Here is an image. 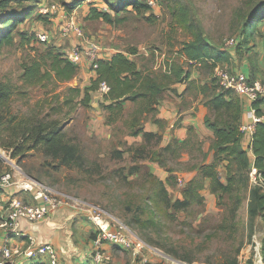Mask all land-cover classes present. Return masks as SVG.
I'll return each instance as SVG.
<instances>
[{"label":"rangeland","instance_id":"374dc122","mask_svg":"<svg viewBox=\"0 0 264 264\" xmlns=\"http://www.w3.org/2000/svg\"><path fill=\"white\" fill-rule=\"evenodd\" d=\"M107 1L86 0L71 9L73 0H11L0 10L22 17L10 31L11 38L0 44V81L15 86L13 110L58 119L66 140L78 145L83 154V164L70 166L61 164L42 148L14 158L0 145V181L11 172L13 185L21 191L27 192L26 186L34 185V193L41 185L69 202L63 206L76 212L75 217L85 219L84 228L88 225L93 229L86 236L81 233L84 244H90V264L94 237L100 229L98 220L89 213L93 208L94 214L100 211L101 217L110 222L109 228L122 221L155 249L151 248L152 252L147 246L104 241L102 248L110 254V264H119L115 253L120 254V247L126 249H122L124 262L120 264H242L250 257L255 264H264V223L260 215L250 218L249 190L243 193V200L242 188L219 197L211 188V178L201 176L202 165L214 161V134L196 125L187 126L182 134L179 129L183 111L206 105L211 84L220 85L218 67L239 73L255 41L264 50V19L254 23L253 35L242 34L260 0H156L155 6L140 0L143 4L139 8L129 4L119 11ZM53 4H58L57 11L42 12L43 6L50 8ZM94 8L111 12L114 21L96 16ZM71 18L83 27L84 37L62 36V26ZM196 29H201L212 44L231 50L229 59L217 65L212 60L187 62L182 48L195 37ZM45 31L51 33L49 41L38 36ZM230 40L234 43L230 44ZM75 45L94 47L98 57L123 50L137 62L142 74L140 83L153 79L167 87L157 96L126 100L123 113L108 122L110 109L105 90H91L87 103L80 101L94 78L85 58L77 63L78 73L70 80L51 77L37 84L24 81V63L32 59L45 63L49 46L67 55ZM174 61L191 68L192 80L175 82L169 76V66ZM214 78L217 81L212 82ZM204 84L209 87L206 93L202 90ZM73 87L82 92L71 91ZM164 105L173 110L169 118L160 116ZM207 114L212 115L213 110ZM146 131L155 134L146 136ZM218 170L224 178L225 167L219 165ZM192 179L203 181L198 190L201 196L193 197L188 205L174 206L175 201L187 199L185 189ZM249 185L253 186L250 179ZM5 194L0 185V247L8 242L3 237L22 239L20 245L10 242L14 255L9 259L0 254V263L15 264L18 258L29 257L25 252L30 240L1 223L8 217L11 199L35 202L30 193L11 198ZM58 209L50 211L44 220ZM75 230L79 235L82 232V228ZM79 235L74 238L78 245ZM106 243L115 245L114 250L107 249ZM128 253L133 260L127 259ZM144 257L147 260L143 261Z\"/></svg>","mask_w":264,"mask_h":264},{"label":"trees","instance_id":"16d2710c","mask_svg":"<svg viewBox=\"0 0 264 264\" xmlns=\"http://www.w3.org/2000/svg\"><path fill=\"white\" fill-rule=\"evenodd\" d=\"M10 1L0 0V10L4 9ZM85 1L73 0L69 7L75 8ZM107 2L117 11L129 4L135 8H139L143 4L140 0H108ZM147 5L151 6L149 3ZM93 12L96 16L104 17L107 21H114L113 15L109 11H99L94 8ZM21 18L12 12L0 13V20L3 22V28L0 30V44L3 40L11 38L10 31ZM263 19L264 0H260L249 16L242 34L244 36L253 35L254 29H256L254 23ZM194 36L192 40L186 41L182 48V54L190 64L195 61L212 60L213 65H217L219 62L229 59L232 51L212 44L201 29H196ZM135 52L136 49H133L132 53ZM46 57L45 63L39 59H32L30 62L24 63L22 76L26 83L37 84L51 77L66 81L78 73V64L72 62L64 50L61 52L58 47L49 46L46 50ZM141 76L137 62L123 50L115 51L109 57H100L92 84L85 88V97L80 101L87 103L90 91H96L100 87V83L106 81L109 89L104 93V98L109 101L106 105L110 109L108 122H114L116 116L123 113L126 100L136 101L150 94L157 96L167 87L153 79L140 83ZM169 76H172L175 82H187L192 80L191 68L174 61L169 66ZM215 81H217L216 78L212 79V82ZM211 86H213L212 93L207 95L205 104L213 110V114L205 116V125L211 128L214 133L212 144L214 161L202 165L201 176L211 178V188L218 193L219 197L223 196L225 192L233 194L234 191H240L242 188L243 200V193L249 190L250 218L260 215L264 222V190L260 186L249 185L252 166L257 167L264 174V122H258L251 138H248L241 128L244 117L242 97L236 95L233 89L224 88L219 84H211ZM208 88V85L204 84L203 92L206 93ZM71 91L80 93L82 89L73 87ZM14 92L13 84L0 81V145L11 152L14 158H20L34 149L42 148L55 159H59L63 165L80 166L83 164V154L80 152L79 146L66 140L64 128L58 119L38 117L33 114H19L13 110L11 100ZM262 102H264V97L253 101V105L260 114L263 113L259 106ZM154 134L151 131L145 132L146 136ZM219 165H223L226 169L224 178L219 174ZM159 184L163 183L159 182ZM202 187L201 179L200 181L192 179L185 189L187 199L175 201L173 205L179 207L190 204L193 197L201 196L198 190ZM240 199L241 197L237 201L239 202ZM262 251L264 256V237ZM31 258H34L31 264H48L42 257ZM5 264H10V262ZM242 264H255V262L253 257H250Z\"/></svg>","mask_w":264,"mask_h":264},{"label":"built area","instance_id":"2783aa9c","mask_svg":"<svg viewBox=\"0 0 264 264\" xmlns=\"http://www.w3.org/2000/svg\"><path fill=\"white\" fill-rule=\"evenodd\" d=\"M147 2L152 6L156 5V0H147ZM57 7L58 4H53L50 8L49 6H43L42 12L48 13L50 11H57ZM61 34L62 36L75 35L77 37H84L85 31L78 21H76L74 18H71L62 26ZM38 36L42 41H49L51 39V33L46 31L38 33ZM229 43L233 44L234 41L230 40ZM93 48L75 45L71 51H68L67 56L74 63L80 62L82 58L89 60L91 70L95 74V68L98 66V59L100 56L98 57L96 55V51ZM217 71L218 82L224 88L233 89L241 96H244L245 98H248L252 101H256L264 97L263 79H250L245 73H234L229 69L222 67H218ZM100 88L107 91L109 89V85L106 81H102L100 83ZM250 115L252 116V122L242 124V131L246 133L248 138H251L256 124L260 121L264 122V113H258V110L255 106L251 110ZM12 178L13 174L11 172L5 173L0 181L2 188L6 189L12 186L14 184ZM250 180L253 185L260 186L264 190V174L261 173L255 166H252L250 170ZM37 186L39 189L34 192V197L38 200L42 199V202L29 204L23 203L16 197L11 199V202L9 203L11 207H8V217L6 220L4 219L5 221L1 223V226L10 228L17 235L22 234L23 236L28 237L30 244L25 253L29 257H42L47 261L48 264H60V257L55 244L52 241H42L38 243L34 236L25 233L22 224L24 221L30 224H33L37 221H42L48 216L50 211L66 205L69 202H66L63 197H55L51 189L45 188L41 185ZM26 189L34 191V185H31L30 187L26 186ZM93 209H90L89 213H93V218L98 220L100 227L97 236L94 238V249L92 250L91 255V261L94 264H110V254H107V252L102 248L104 241H112L114 244L120 246H137L138 248H144L147 246V249L150 251L154 249L150 244L137 236L134 231L122 221L119 222L114 228H109L110 222H106L101 217L100 211L97 214H94ZM138 250L135 252H138ZM0 254L4 258L10 259L13 257L14 248L9 241L0 247ZM145 260H147V257L143 258V261Z\"/></svg>","mask_w":264,"mask_h":264},{"label":"crops","instance_id":"0c3cea01","mask_svg":"<svg viewBox=\"0 0 264 264\" xmlns=\"http://www.w3.org/2000/svg\"><path fill=\"white\" fill-rule=\"evenodd\" d=\"M253 45V49L245 55L240 71L242 73H245L250 79H264V50L262 51V48L260 49L261 44H259L258 41H255ZM112 53L113 51L102 56L109 57ZM129 56L131 57V55ZM246 68L249 73L246 72ZM241 97L244 103L243 124L251 123L252 116L250 115V112L254 107L253 101L245 98L244 96ZM259 106L264 113V102H262ZM165 107L166 105L161 108L160 116L169 118L173 110L172 108ZM210 111L211 109L204 104H202L198 110L194 108L185 109L183 111L185 116L181 121L182 126L179 128L180 133L182 134L183 132H186L187 126L196 125L200 128L204 127V129L207 130L208 134H214L213 131L209 130L204 124L205 116ZM4 190L6 193L5 195H8L9 198H11L13 195H28L29 193L34 197V193L32 191L28 189H26L28 190L27 192L21 191L18 185H12L11 187ZM34 202H42V199L38 200L34 197ZM75 216L76 212L71 211L67 206H62L57 210L55 214L50 215V217L46 220H42L32 225H29L24 221L22 225L25 233L34 236L37 239L38 243L42 241H52L55 244L60 257V264H85L86 262L90 264V256H88L89 254H87L88 249L90 248V244H84L85 241L83 240L84 238L81 237V233L83 234V236H86L93 229L88 225H86V227L84 228V222H86L85 219L81 216ZM260 218L263 221V218L261 216ZM76 227L77 229L82 228V232L80 231V235L79 232H76ZM77 235H79V245L76 244V239H74L75 237H77ZM3 239L13 244L20 245L19 240H21L22 238L15 237L14 239H11V237L7 236L6 238L3 237L2 240ZM23 242L25 243L27 242V240H23L22 243ZM105 245L107 249L110 248L114 250L115 245H111L109 243H106ZM120 249L121 250L119 255L118 253H115L117 254L115 255V260L119 264L124 262L121 252L123 250H126L124 249V247H120ZM128 254L129 255L127 256V259L133 260V258L131 257V253ZM33 259L31 257L22 256L15 261V264H31L33 262Z\"/></svg>","mask_w":264,"mask_h":264},{"label":"bare ground","instance_id":"6f19581e","mask_svg":"<svg viewBox=\"0 0 264 264\" xmlns=\"http://www.w3.org/2000/svg\"><path fill=\"white\" fill-rule=\"evenodd\" d=\"M260 257V256H259ZM264 258V257H263Z\"/></svg>","mask_w":264,"mask_h":264}]
</instances>
